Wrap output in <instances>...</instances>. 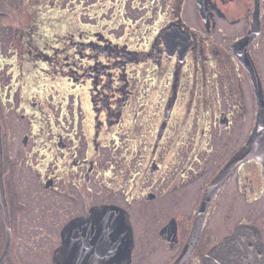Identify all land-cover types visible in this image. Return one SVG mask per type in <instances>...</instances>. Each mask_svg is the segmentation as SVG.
I'll list each match as a JSON object with an SVG mask.
<instances>
[{"label": "flooded vegetation", "instance_id": "af4514ba", "mask_svg": "<svg viewBox=\"0 0 264 264\" xmlns=\"http://www.w3.org/2000/svg\"><path fill=\"white\" fill-rule=\"evenodd\" d=\"M260 130L264 0H0V264H264Z\"/></svg>", "mask_w": 264, "mask_h": 264}, {"label": "water", "instance_id": "95a60500", "mask_svg": "<svg viewBox=\"0 0 264 264\" xmlns=\"http://www.w3.org/2000/svg\"><path fill=\"white\" fill-rule=\"evenodd\" d=\"M257 155L258 159L264 163V132L260 130L259 133L255 134L247 143L237 160H241L242 156L249 157L250 155ZM236 160V159H235ZM234 160V161H235ZM232 164V163H231ZM118 212V211H116ZM106 214V213H105ZM120 215V213H119ZM96 221H90L87 225H94ZM100 224H103L100 222ZM115 231L112 232L115 235L119 234L122 229L120 221L115 222ZM87 227V226H86ZM85 227V228H86ZM90 228V227H89ZM96 233L85 232L82 233V237L79 239L83 240H107V234L101 230ZM10 239V233H8L7 243ZM117 239V238H115ZM258 236L255 231L248 226L239 227L233 234L229 235L223 240V244H220L214 249L209 255V260H214L217 264V259L222 258V264H246L248 260L253 259L255 264L258 260V254L253 258L252 250L257 246ZM7 244L6 246H8ZM79 247V244H77ZM80 249L83 251L93 252L96 250L106 249L105 244H80ZM249 253V254H248ZM178 264V263H175Z\"/></svg>", "mask_w": 264, "mask_h": 264}, {"label": "rangeland", "instance_id": "374dc122", "mask_svg": "<svg viewBox=\"0 0 264 264\" xmlns=\"http://www.w3.org/2000/svg\"><path fill=\"white\" fill-rule=\"evenodd\" d=\"M55 236H58V234H54V237H55Z\"/></svg>", "mask_w": 264, "mask_h": 264}]
</instances>
